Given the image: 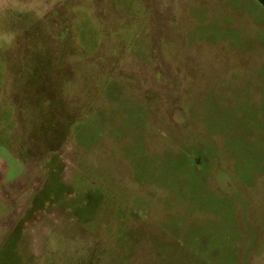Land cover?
Masks as SVG:
<instances>
[{
  "label": "rangeland",
  "instance_id": "obj_1",
  "mask_svg": "<svg viewBox=\"0 0 264 264\" xmlns=\"http://www.w3.org/2000/svg\"><path fill=\"white\" fill-rule=\"evenodd\" d=\"M185 4L0 0V264H143L145 229L264 170V63Z\"/></svg>",
  "mask_w": 264,
  "mask_h": 264
},
{
  "label": "crops",
  "instance_id": "obj_2",
  "mask_svg": "<svg viewBox=\"0 0 264 264\" xmlns=\"http://www.w3.org/2000/svg\"><path fill=\"white\" fill-rule=\"evenodd\" d=\"M186 1V13H201L202 43L218 46V59L263 67L264 0H202L199 6ZM163 4L171 13L176 8ZM219 174L211 183L218 199L178 206L168 228L143 231L147 239L136 247L143 264H264V170L234 181Z\"/></svg>",
  "mask_w": 264,
  "mask_h": 264
}]
</instances>
